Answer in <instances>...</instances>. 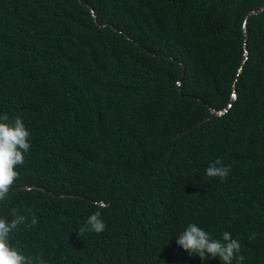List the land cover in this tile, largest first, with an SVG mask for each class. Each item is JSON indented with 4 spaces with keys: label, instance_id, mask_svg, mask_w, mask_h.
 I'll return each instance as SVG.
<instances>
[{
    "label": "trees",
    "instance_id": "1",
    "mask_svg": "<svg viewBox=\"0 0 264 264\" xmlns=\"http://www.w3.org/2000/svg\"><path fill=\"white\" fill-rule=\"evenodd\" d=\"M262 7L0 0V114L34 132L0 217L38 221L10 244L45 264H201L176 244L192 222L264 264ZM216 159L223 180L205 175ZM97 211L105 231L79 235Z\"/></svg>",
    "mask_w": 264,
    "mask_h": 264
},
{
    "label": "clouds",
    "instance_id": "2",
    "mask_svg": "<svg viewBox=\"0 0 264 264\" xmlns=\"http://www.w3.org/2000/svg\"><path fill=\"white\" fill-rule=\"evenodd\" d=\"M214 114L222 116L217 112ZM33 141V129L24 115L13 112L0 114V202L6 200L13 184L17 187L31 157L30 148ZM57 165L58 161H55L53 167ZM230 170L229 166L216 159L205 169V175L223 180L227 178ZM105 206L103 203L99 204L101 208ZM10 215V220L0 217V264H45L39 256H26L10 244V238L19 226L31 228L37 224V218L33 216L30 222L26 223V216L18 214L15 208L10 210ZM105 229L101 213L97 211L88 216L84 226L78 231L79 235L84 231L99 234ZM176 237V244L190 256L199 257L201 264H206L212 259H218L221 264H233L234 261L235 264H243L241 244L228 231L221 232L217 238L198 224L190 222ZM167 260L166 256H163L157 264H167Z\"/></svg>",
    "mask_w": 264,
    "mask_h": 264
},
{
    "label": "water",
    "instance_id": "3",
    "mask_svg": "<svg viewBox=\"0 0 264 264\" xmlns=\"http://www.w3.org/2000/svg\"><path fill=\"white\" fill-rule=\"evenodd\" d=\"M263 11H264V7H262V8H260V9L256 10V11H254V12H252V13H250V14L247 16V18L250 17L251 15H258L259 13H261V12H263ZM234 98L236 99V95H234ZM226 112H227V110H225L224 112H217V114H218V115H223V114L226 113Z\"/></svg>",
    "mask_w": 264,
    "mask_h": 264
}]
</instances>
